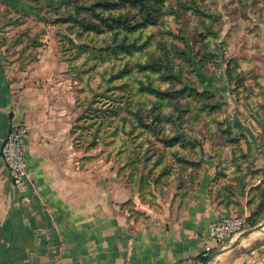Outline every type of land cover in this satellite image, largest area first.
Returning <instances> with one entry per match:
<instances>
[{"label": "rangeland", "instance_id": "rangeland-1", "mask_svg": "<svg viewBox=\"0 0 264 264\" xmlns=\"http://www.w3.org/2000/svg\"><path fill=\"white\" fill-rule=\"evenodd\" d=\"M103 1L110 5L98 4L95 10H103L104 15L113 18L123 16L131 24L140 20L135 3ZM92 2L97 0H24L18 10L1 1L3 72L15 93L35 88L33 93L28 91L32 93L30 97L43 100L53 109V117L64 125L62 148L66 150V160L74 169L86 170L90 182H118L123 193L132 199V208H137L133 199L138 200L142 194L153 204L144 203L147 208L160 211L165 206L177 213L186 205L197 182L188 171L180 169V177L178 171H172L168 177L160 178L157 183L152 181L150 188L140 192L134 183L137 175L131 184L127 182L128 171L122 172L120 177L117 175L120 150L113 141L119 134L113 130L118 124V114L113 108L118 110L127 102L138 101L141 94L135 80L119 76L121 60L107 57L105 52L99 53L100 48L111 44L108 34L85 30L78 38L76 29H69L72 23L61 19L68 16L67 10L73 3ZM113 2L116 3L111 6ZM159 5L164 7L159 17L160 22L164 20L163 31L159 25L148 26L146 37L150 35L154 42L162 37V32L169 30L177 35L175 38L166 35L169 40L180 41L179 36H184L189 47L187 57L193 65L185 62L180 65L179 58L175 59V81L160 71L152 75V83L159 82L163 89L169 85L176 91L184 89L177 98L183 105L185 102L195 105L198 98L190 95L193 89L211 92L209 88H231L235 103L244 114L264 120V0H158L154 3V6ZM56 7H60L59 14L54 13ZM81 14L88 20L97 19L91 10H82ZM179 45L183 46V42ZM193 67L198 76L195 82V74L189 72ZM228 68L233 74L232 80ZM219 90L216 89L217 95L211 92L214 94L212 102L217 105L215 112H200L198 118L184 121L181 128H177V122L175 126L169 122L168 130L170 135L182 134L202 145V150L197 146L193 152L187 148L183 155L188 160L204 163V157L209 155L216 160L220 173L216 184L232 182L236 185L243 175L237 170L241 162H231L230 146L218 131L214 118L218 116L221 121L226 105L232 104L229 100L234 103V99L227 94L220 95ZM168 103L167 110L172 113L173 107ZM104 119L110 120L105 128L101 126ZM253 165L252 170L264 171ZM154 170L160 171L157 167ZM250 186L246 187V195ZM213 195H216L215 190ZM233 196L229 214L243 216L244 198L237 189ZM260 226L263 225L253 227ZM252 236L254 246L264 253V230Z\"/></svg>", "mask_w": 264, "mask_h": 264}, {"label": "crops", "instance_id": "crops-1", "mask_svg": "<svg viewBox=\"0 0 264 264\" xmlns=\"http://www.w3.org/2000/svg\"><path fill=\"white\" fill-rule=\"evenodd\" d=\"M1 1L18 10L24 4ZM216 89L234 99L231 88H209L217 95ZM35 90L15 93L0 62V147L11 123L29 128L21 185H13L0 155V264H172L189 256L198 257L199 264H264L252 234L230 248L243 231L200 260L210 226L229 214L210 197L214 158L204 157L182 210L173 213L164 206L157 211L133 199L140 212L130 215L126 203L132 199L118 182H90L86 170L66 160L64 125L48 104L30 97ZM229 101L221 119L224 128L240 138L253 164L264 168V120L244 114L235 99ZM246 200L243 216L248 217Z\"/></svg>", "mask_w": 264, "mask_h": 264}, {"label": "trees", "instance_id": "trees-1", "mask_svg": "<svg viewBox=\"0 0 264 264\" xmlns=\"http://www.w3.org/2000/svg\"><path fill=\"white\" fill-rule=\"evenodd\" d=\"M118 1H129L136 4L138 14L141 16L136 24H131L123 16L113 18L104 15L103 10H95V5H110V2L103 0H97V2L91 4L73 3L71 8L67 10L68 16L66 18L60 17L64 19L63 21L72 23L69 29H76L78 38L83 35L85 30L108 34L111 44L105 48H100L99 53L105 52V56L117 57L121 60L122 66L119 76L125 75L128 81L135 80L138 83V93L141 94V98L138 101L123 104L118 110L113 108V111L118 114V124L113 130V133L119 134L117 140L113 141L114 145L117 144L120 150L117 156L120 164L117 168V175L120 177L122 172L128 171L129 180L127 182L129 184L132 183V178L137 175L134 183L139 192L148 187L150 188L152 181L157 183L160 178L168 177L172 171H178L180 177V169L188 171L191 178H193L192 180H198L203 162L188 160L183 153L188 147H190L188 149L191 152L195 151L197 146L202 150V145H199L200 143L197 141L189 140L182 134L172 132L173 135H170L168 123L172 122L174 125L177 122V128H181L184 121L188 118H198L200 112H215L217 105L212 102L214 94L193 89L190 95H192V98H198L195 105L190 102H185L183 105L177 102V98L183 93L184 89L176 91L170 88V85L163 89L159 82L152 83V75L160 71L164 72L168 79L175 81L177 78L174 70L175 59L179 58L180 61L177 63H180V65L185 62L190 63L191 66L192 61L187 57L188 42L184 36H179L183 46L179 45V40L174 41L166 38V35L174 38L177 36L172 30L162 32V37L154 42L150 39V35L146 37L145 33L148 26L159 25L163 31L164 20L160 22L159 17L164 7L162 5L154 6V3L158 0ZM115 3L113 2L111 6H114ZM59 10L60 7L54 8V13L59 14ZM82 10H91L97 19H86L81 14ZM77 26L81 27V30ZM153 37L155 38V36ZM189 72L195 74L193 76L195 82L198 76L194 67ZM228 75L232 80L233 74L229 68ZM180 77L185 78L183 75H180ZM167 102L173 107L172 113L167 110ZM214 118L218 131L226 137L230 146L231 162H241L238 164L237 170L243 175L242 178L236 181V185L232 182L216 184L218 174L220 175L216 169L210 183V197L213 202L230 212L232 210L233 194L237 189L241 194V198H247L246 205L250 209V214L246 219L249 226L262 224L264 222V171L251 169L252 167L254 169L253 162L244 153L240 138L235 137L230 130L224 128L218 116H214ZM109 122L110 120L104 119L101 126L105 128ZM240 137L246 140L245 136L240 135ZM156 167L160 170L157 173L154 170ZM154 175H157L158 178H153ZM260 178H262L261 181L257 182ZM249 184L251 186L246 195V187ZM214 190L216 195H213ZM139 199L142 203L153 205L142 194H139ZM130 203L131 200L126 203V207L128 213L133 215L137 211L130 207ZM200 260L206 261L208 258H200Z\"/></svg>", "mask_w": 264, "mask_h": 264}, {"label": "built area", "instance_id": "built-area-1", "mask_svg": "<svg viewBox=\"0 0 264 264\" xmlns=\"http://www.w3.org/2000/svg\"><path fill=\"white\" fill-rule=\"evenodd\" d=\"M29 128L22 122H13L0 147L1 158L14 186L21 185L27 175L26 141ZM249 227L245 216L226 214L219 217L205 235L206 244L200 254L208 258L214 249L224 247L237 234ZM172 264H199L198 257L189 256Z\"/></svg>", "mask_w": 264, "mask_h": 264}, {"label": "water", "instance_id": "water-1", "mask_svg": "<svg viewBox=\"0 0 264 264\" xmlns=\"http://www.w3.org/2000/svg\"><path fill=\"white\" fill-rule=\"evenodd\" d=\"M263 229V227H253V228H249L245 231H243L241 234L238 235V237L236 238V240L233 242V244L230 246V248H234L236 246V244H238V242L249 236L250 234L254 233V232H257V231H261Z\"/></svg>", "mask_w": 264, "mask_h": 264}]
</instances>
